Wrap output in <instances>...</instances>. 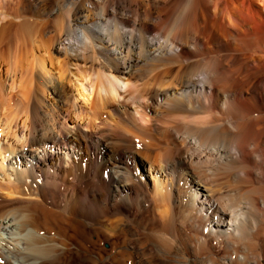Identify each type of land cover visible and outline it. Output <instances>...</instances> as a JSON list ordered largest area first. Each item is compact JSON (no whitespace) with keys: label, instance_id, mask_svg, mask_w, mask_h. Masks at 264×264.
Masks as SVG:
<instances>
[{"label":"bare ground","instance_id":"6f19581e","mask_svg":"<svg viewBox=\"0 0 264 264\" xmlns=\"http://www.w3.org/2000/svg\"><path fill=\"white\" fill-rule=\"evenodd\" d=\"M5 55L55 102L0 138V264H264V0H0Z\"/></svg>","mask_w":264,"mask_h":264},{"label":"rangeland","instance_id":"374dc122","mask_svg":"<svg viewBox=\"0 0 264 264\" xmlns=\"http://www.w3.org/2000/svg\"><path fill=\"white\" fill-rule=\"evenodd\" d=\"M19 8H21V6H19ZM41 18V20H42V17H40ZM43 18H45V17H43ZM41 20L39 19L36 23H33L34 25H35V27H34V30L32 31V34L31 35H27V37L33 42V44H34V46L35 45H37V47L35 46V48L36 49H34V52L35 53H38V55L40 56V55H42L43 56V47H41V39H44L45 40V38H47L48 36H49V34H50V31H51V33L53 34V33H55L56 31H57V28H56V26L54 25V23H51L49 26H48V28L47 29H45V31L44 30H42V25H41ZM75 37V36H74ZM2 51V50H1ZM6 56V61H2L1 63H0V87L2 88V92H1V88H0V133H1V135H0V138H1V136H2V139L4 138V136L5 135H7V131L8 130H10V132H9V136L10 137H8V138H11V136H13V134H11V132L13 131V129H12V127L10 128V129H8L9 127V125L11 124L9 121H12V124H13V121H17L18 123H22L23 121L22 120H24L25 119V117H24V115H22V113L23 114H25V109H26V106H27V102H26V99L24 100V98H23V93H22V91L24 90L23 88H25L26 90H28V89H30V87H32L31 85H33V84H35V86L33 85V88L35 89V94H33V95H35V98L36 99H38V98H40V91H41V89L43 90V91H41L42 93L44 92V94H45V97H46V99L47 100H49V101H53V99H52V95L48 92L49 90L48 89H46V87L39 81L38 82V80L34 77V79H33V76L30 74L31 73V71H29L28 70V73L30 74H27V69H26V67H24V68H21V71L18 69V70H16L15 69V65L13 64V62L11 61L10 62V58H8V56L7 55H5ZM41 56V57H42ZM52 56H53V59L51 60V59H49V58H45V68H46V70H48V73H50V74H52V75H54V77L55 78H57V80H58V78H60V79H62V78H65V82H67V87H70V83H72L70 80H68V81H66L67 79H69V72H70V69H73V76H70V77H74V78H76L75 76H77V78H80V77H82V76H80V75H82V73H80V71L78 72V70H77V68L76 67H74V66H70L71 68H69V72H67V70L62 66V63H61V61L63 60V57L62 56H57V54H55L54 52H52ZM5 62H6V64H5ZM8 62H10V63H8ZM5 64V65H4ZM4 65V66H3ZM62 66V67H61ZM14 68V69H13ZM63 68V69H62ZM156 67H152V68H148V70H151V71H149V72H147V71H145V73H143L142 74V76H140V78L138 79V81H137V83H139V84H137V85H139L138 87H141L140 85L142 84V87L143 88H145V86H146V88H150V87H152V86H154L156 83H159L161 80H167V79H169L170 77L172 78L173 76H175V74H176V70L173 68V67H167V66H161V68H156ZM173 68V69H172ZM10 69V70H9ZM64 69H65V72H64ZM155 69V70H154ZM24 70V72H22ZM17 71V72H16ZM63 72V73H62ZM147 72V73H146ZM66 73H68V75L66 74ZM173 73V74H172ZM77 74V75H76ZM28 75H29V77H28ZM66 75V76H65ZM173 75V76H172ZM30 76H32V78H30ZM60 76V77H59ZM8 77V78H7ZM66 77H68V78H66ZM29 78L32 80V81H29ZM36 79V80H35ZM142 79V80H141ZM141 80V81H140ZM34 81H36V82H34ZM159 81V82H158ZM30 82H32V83H30ZM142 82H144V84H146V85H144ZM148 82V83H147ZM29 83H30V85H29ZM141 83V84H140ZM22 84V85H21ZM25 85V86H24ZM26 85H27V87H28V85H29V87L27 88L26 87ZM144 85V86H143ZM20 86H21V88H20ZM24 86V87H23ZM71 86H72V84H71ZM149 86V87H148ZM87 87H89V91L87 92V94H88V96L90 97V98H92L93 99V97H92V95H91V90H92V88H91V86H88L87 85ZM38 88V89H37ZM41 88V89H40ZM22 89V90H21ZM40 89V90H39ZM67 89H70V88H67ZM142 89V88H141ZM39 90V91H38ZM25 91V90H24ZM14 92V93H13ZM18 92H20V93H18ZM14 94V96H12ZM15 94H18L17 95V97H16V95ZM20 94H21V96H20ZM37 94V95H36ZM1 96H2V98H3V102L1 101L2 100V98H1ZM12 96V97H11ZM22 97L23 99H21L20 97ZM15 99H14V98ZM19 97V99H17ZM7 98H9V99H7ZM81 99V101H82V99H83V97H81L80 98ZM79 99V100H80ZM24 101V102H23ZM89 101H91V99L89 100ZM55 101H53V103H54ZM80 102V101H79ZM96 101H91V102H85V106H86V108H85V111L82 113L83 115H81V116H77V115H75L74 113V115L73 116H75V118L76 119H79V120H81V122H83L84 121V119H86V117H87V114L91 111L92 112V110H93V105H94V103H95ZM89 103H91V106H90V104ZM105 106H106V108H105ZM108 104L106 105V104H102L101 105V109L104 111V112H106L105 114L106 115H108L109 117V120H108V122H111V124L112 125H114V126H116L117 128H119V129H123V130H127V129H125V127L126 128H128V131L130 130V126L128 125V126H126L127 124L124 122V119H122V115L121 114H119V113H115L116 111V109H113V106H111V105H109L108 107ZM112 108H111V107ZM20 107V108H19ZM21 107H22V109H21ZM67 107H69V105H67ZM90 107H92V108H90ZM110 107V108H109ZM25 108V109H24ZM104 108V109H103ZM15 109H17V111H15L16 113H18L19 114V111H20V114L17 116V114L13 111V110H15ZM20 109V110H19ZM108 109V110H107ZM19 110V111H18ZM22 110H24V111H22ZM70 110V109H69ZM86 110H87V112H86ZM90 110V111H89ZM111 110H113V111H111ZM89 111V112H88ZM10 112H12L13 113V115H15V116H13V115H11L12 113H10ZM22 112V113H21ZM111 112V113H110ZM112 112H113V114H112ZM15 113V114H14ZM106 115H102V118L104 117H106ZM121 115V116H120ZM11 116V117H10ZM17 117V119H15ZM12 118V119H11ZM19 118V119H18ZM23 118V119H22ZM20 121V122H19ZM22 121V122H21ZM98 122H99V119H98ZM7 123V124H6ZM114 123V124H113ZM126 124V125H125ZM108 125V124H107ZM106 125V126H107ZM94 127V126H93ZM92 126H86V129H88V130H91L92 128H93ZM12 129V130H11ZM7 130V131H6ZM3 132H5V133H3ZM11 134V135H10ZM18 135V134H17ZM141 135V137L142 138H144V139H148V138H151V137H148L149 135H150V133L148 132V130L147 131H145L144 133H141L140 134ZM20 136L18 135L17 136V140L19 141L18 143H20V144H23V142H21L22 141V138L20 137ZM12 139H14V136L12 137ZM144 139H143V141H144ZM150 140V139H149ZM2 141H6L5 142V144H9V140H2ZM1 141V142H2ZM12 141V140H11ZM16 141V140H15ZM8 142V143H7ZM13 142V141H12ZM17 142V141H16ZM16 142H14V144L16 143ZM17 143V145L16 146H19L20 144H18ZM20 146H24V147H28V145H20ZM19 146V147H20ZM139 168H137L136 170H138ZM139 172H141L140 170H139ZM1 179V178H0ZM3 179H1L0 181H2ZM4 181V180H3ZM151 183V184H150ZM148 184H149V186H152V180L150 179L149 181H148ZM0 185H1V183H0ZM73 262V261H72ZM72 264H74V263H72ZM88 264V263H87Z\"/></svg>","mask_w":264,"mask_h":264}]
</instances>
